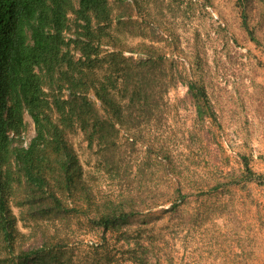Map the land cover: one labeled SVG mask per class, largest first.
Returning <instances> with one entry per match:
<instances>
[{"label":"rangeland","instance_id":"1","mask_svg":"<svg viewBox=\"0 0 264 264\" xmlns=\"http://www.w3.org/2000/svg\"><path fill=\"white\" fill-rule=\"evenodd\" d=\"M106 2L92 72L112 76L122 102L123 85L141 89L131 108L139 122L91 146L76 124L60 123L90 197L77 212L29 219L17 205L22 177L9 166L19 237L8 252L0 235V264L45 238L68 242L56 264H264V0ZM197 103L210 117H197ZM47 112L59 122L50 104ZM34 136L24 113L23 145ZM107 202L133 212L117 231L94 223Z\"/></svg>","mask_w":264,"mask_h":264},{"label":"trees","instance_id":"2","mask_svg":"<svg viewBox=\"0 0 264 264\" xmlns=\"http://www.w3.org/2000/svg\"><path fill=\"white\" fill-rule=\"evenodd\" d=\"M75 1L76 7L72 0H0V235L8 252L14 251L19 237L16 216L8 206L12 183L9 166L13 164L22 177L23 195L17 205L25 208L29 219L77 212L81 204H90V197L60 123L76 124L91 146L111 144L107 138L115 125L134 129L139 122L138 117H132L131 108L141 89L123 85L120 93L130 96L122 102L116 95L115 79L108 75L98 79L92 72L103 29L109 22L106 0ZM72 50L79 53L78 58ZM90 92L104 116L88 98ZM198 92L205 96L203 90ZM49 104L59 122L48 114ZM207 105L197 103L199 119L210 117ZM24 113L35 127V136L27 145L20 139ZM245 167L252 176L246 163ZM259 183L264 185L263 180ZM60 192L72 197V207ZM131 211L107 202L93 221L105 231H117L119 224L133 216ZM67 243L62 238H45L40 245L21 250L11 264H56L57 252Z\"/></svg>","mask_w":264,"mask_h":264}]
</instances>
